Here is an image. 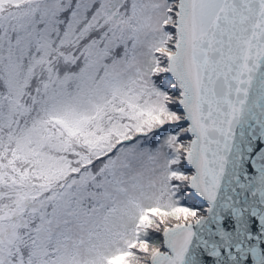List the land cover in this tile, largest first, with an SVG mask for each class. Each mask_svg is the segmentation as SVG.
Masks as SVG:
<instances>
[{"label": "snow or ice", "instance_id": "1", "mask_svg": "<svg viewBox=\"0 0 264 264\" xmlns=\"http://www.w3.org/2000/svg\"><path fill=\"white\" fill-rule=\"evenodd\" d=\"M0 264H264V0H0Z\"/></svg>", "mask_w": 264, "mask_h": 264}]
</instances>
